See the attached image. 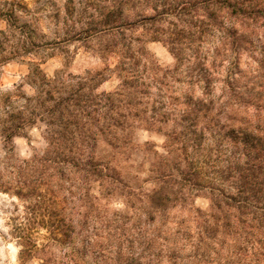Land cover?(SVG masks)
<instances>
[{
    "label": "trees",
    "instance_id": "obj_1",
    "mask_svg": "<svg viewBox=\"0 0 264 264\" xmlns=\"http://www.w3.org/2000/svg\"><path fill=\"white\" fill-rule=\"evenodd\" d=\"M88 6L93 12L85 22L78 20L54 38L32 27L29 33L41 39L28 35L21 48L27 55L98 38L104 39L102 51L117 55L119 83L108 92H95L93 81L96 75L103 79L101 73L80 77L56 72L47 80L34 68L41 85L49 87L44 98L39 93L35 99L48 118L52 150L62 154L59 147L71 144L65 147L66 161L88 178L125 190L128 205L142 209L146 221L166 219L178 208L177 226L192 227L197 242L229 237V264H264V0H98ZM137 27L167 48L173 66L156 62L143 39L133 34ZM231 53L235 59H229ZM243 54L245 69L239 64ZM133 127L156 129L171 142L187 144L182 162L172 167L176 174L157 170V187L151 192L118 186L122 182L115 167L91 156L80 159L87 148L83 144H94L99 136L109 144H125ZM7 131L6 138L16 133ZM210 141L213 145L205 147ZM228 143L232 150L223 158ZM162 158L159 164L169 167ZM36 160L41 164L48 158ZM206 167L210 180L204 178ZM200 192L208 193V211L193 205L191 195ZM158 239L154 235L147 244ZM166 251L175 257L172 246Z\"/></svg>",
    "mask_w": 264,
    "mask_h": 264
},
{
    "label": "rangeland",
    "instance_id": "obj_2",
    "mask_svg": "<svg viewBox=\"0 0 264 264\" xmlns=\"http://www.w3.org/2000/svg\"><path fill=\"white\" fill-rule=\"evenodd\" d=\"M92 2L98 0H0V264H229V237L197 242L192 227L177 226L178 208L168 212L166 219L146 221L142 209L128 205L125 190L113 189L98 177L88 178L66 161L65 147L71 144L59 147L63 155L52 150L46 134L48 118L38 111L35 99L39 93L44 98L49 87L41 85L34 68L47 80L56 72L80 77L101 73L103 79L96 75L93 81L95 92H108L119 83L117 55L102 51L104 39L98 38L27 55L21 54V48L28 35L41 39L29 33L32 27L54 38L78 25V20L85 22L93 12L88 6ZM67 6L71 11H65ZM25 22L30 23L28 28L21 27ZM133 34L143 39L160 66H173V56L151 39L150 32L137 27ZM234 56L231 53L229 59ZM247 61L244 54L239 58L243 69ZM7 129L16 130L14 136L6 138ZM208 144L213 145L210 141L204 146ZM186 145L171 142L162 131L133 127L125 144H109L101 136L94 144H83L87 148L80 159L91 156L115 167L122 182L118 186L151 192L157 187V170L176 174L172 167L182 162ZM171 148L175 153L169 152ZM225 149L223 158L232 150L229 143ZM162 157L169 167L159 164ZM39 158L48 160L42 166ZM205 170L204 178L210 180V169ZM207 195H191L193 205L208 211ZM154 235L159 239L149 246ZM166 246L174 248L175 257L167 256Z\"/></svg>",
    "mask_w": 264,
    "mask_h": 264
}]
</instances>
